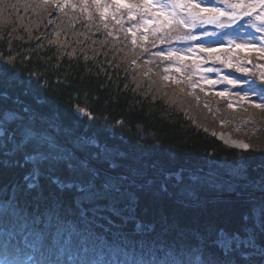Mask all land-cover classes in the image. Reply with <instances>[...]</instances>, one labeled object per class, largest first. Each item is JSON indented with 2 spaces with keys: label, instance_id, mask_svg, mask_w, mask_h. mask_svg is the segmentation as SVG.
<instances>
[{
  "label": "trees",
  "instance_id": "obj_1",
  "mask_svg": "<svg viewBox=\"0 0 264 264\" xmlns=\"http://www.w3.org/2000/svg\"><path fill=\"white\" fill-rule=\"evenodd\" d=\"M100 7L96 0H0V93L10 97L0 102L38 110L47 131L98 170V188L113 178L123 191L80 202L74 188L53 183L80 177L46 165L39 186L28 189L24 177L33 166L23 154L7 164L0 158V205L15 197L19 209L15 223L5 225L16 241L32 240L34 232L48 242L63 236L55 254L26 243L20 254L43 262L63 247L64 264H108L125 252L147 259L170 249L188 253L201 242L215 250L220 230L244 239L245 218L264 203V140L248 149L228 146L195 122L168 86L138 79L115 50L133 44L131 35L112 34L114 21L102 18ZM132 52L138 63L148 56ZM102 149L111 160L94 158ZM256 241L264 244V232L257 230Z\"/></svg>",
  "mask_w": 264,
  "mask_h": 264
},
{
  "label": "snow or ice",
  "instance_id": "obj_2",
  "mask_svg": "<svg viewBox=\"0 0 264 264\" xmlns=\"http://www.w3.org/2000/svg\"><path fill=\"white\" fill-rule=\"evenodd\" d=\"M96 6L100 7L98 0H96ZM112 6L117 10L127 9L130 20L135 18L134 13L138 14L144 26L155 22L156 27L152 28V32L153 34L163 32L164 35L159 37L161 41L166 36L168 43L198 42L186 49L169 48L167 52L159 51L154 55L162 59H172L175 63L182 64L184 56L180 54L181 52L190 55H195L197 52L207 53V57H200V59L205 62L212 59L214 64H221L241 74L238 77L233 73H228L219 81L236 89L232 95L239 97L237 103L242 101L255 108H264V72L257 73L243 66L244 64H251V60L237 59L233 63L231 55L222 58L218 54L221 51L228 52L229 49L235 52L237 49L245 47H252L254 51L264 54V39L254 36L251 32H244L245 27L250 26L256 32L264 33V11L257 13L248 25L238 24L236 28H232L233 24L243 20L244 17H252L257 9H264V0H141L139 3L134 2V0L133 2L113 0V5H104V12ZM104 12H101L102 18ZM204 25H214L221 31H205L202 34H194V29L202 28ZM131 28L135 29L137 25H132ZM165 29L168 31L165 32ZM225 29L229 30L225 31ZM204 37H211L212 39L204 40ZM238 39L240 42H237ZM224 41H227L226 47ZM258 42L260 43L259 48L255 47ZM132 43L135 44L136 41L133 40ZM214 45L218 47H214ZM193 66L198 68L199 64L194 61ZM255 67L262 66L256 65ZM207 71L219 74L220 69L209 67ZM216 82L208 81L210 84ZM228 91L230 90L226 88L224 92H220L218 95L224 96ZM0 98L6 101L10 97L7 92H3L0 93ZM228 107L232 108L233 104L229 103ZM46 123L48 122L45 117L36 109L27 106L8 107L5 103L0 102V158H5L4 162L7 164V158L23 154L24 160L33 166L32 171L24 177L25 181L28 182V189L39 186L41 166L46 165L51 172L62 167L80 177L77 181L67 183L57 177L53 178V183L61 191L74 188L79 194L78 200L80 202H89L96 198H114L123 194L118 179L108 178L98 188L96 185L99 176L98 170L78 156L75 147L70 148L58 137L48 132L44 126ZM48 126L51 127L52 125L48 124ZM97 147L99 146L97 145ZM244 147L247 148L248 146L244 145ZM94 158L111 160L112 155L108 153L107 149H102L94 154ZM193 179L198 178L193 177ZM14 199L15 197L0 205V246L3 248V258L0 259V264H21V261L12 254V249L19 250L20 243H26L35 251H41L42 255V250L45 247L50 253L55 254L56 245L59 239L63 238L61 233H58L51 242H48L42 232H34L32 240L25 239L21 242L16 241L15 234L10 228L5 227V225L14 224L19 216V209L14 203ZM245 219L249 222L246 227V237L241 239L239 234L220 230L215 234V239L212 242L215 250L206 247L201 242L197 243L188 253L182 249L180 251L170 249L163 252L162 255L152 253L151 257L147 259L143 254L139 257H133L125 252L122 258L114 257L108 264H264V244H259L256 241L257 230L264 232V203H261L258 208L254 206ZM195 238L199 240V234ZM71 242V235H69L65 243L71 244ZM83 251L87 252L88 248L85 246ZM64 252L65 249L61 247L59 249L60 256ZM60 256L55 258L50 256L43 262L36 261L32 256H29L28 259L31 264H64ZM71 259L72 257L69 256V260ZM91 264H98V262L92 261Z\"/></svg>",
  "mask_w": 264,
  "mask_h": 264
},
{
  "label": "rangeland",
  "instance_id": "obj_3",
  "mask_svg": "<svg viewBox=\"0 0 264 264\" xmlns=\"http://www.w3.org/2000/svg\"><path fill=\"white\" fill-rule=\"evenodd\" d=\"M124 2H133V0H124ZM134 2L139 3L141 0H134ZM104 5L103 3L101 4V12H104ZM261 11H264V9H257L252 17H244L243 21L239 24L248 25L249 21ZM105 13L114 21L115 26L111 28L113 30H111L112 34L116 30H122L130 33L132 35V41H136L135 44L127 45L128 47L124 49L116 46L115 50L124 59L129 61L132 69L137 73L138 79H145L155 86L160 84L159 88L168 86L173 93L172 97H174L177 103H180V105L188 110L192 118L195 119V122L203 126V129L208 130L228 146L238 149H248L251 144H258L264 140V108H255L251 104H245L242 101L237 103L239 97L232 95L236 89H233L231 85L219 82L228 73H233L238 77L241 76L240 73H236L234 69L226 68L221 64H214L212 59H208L206 62L201 60L200 57H207V53L197 52L195 55H190L186 52H181L180 54L184 56L182 64H177L172 59H162L154 54L159 51L167 52L169 48L177 50L186 49L198 42L191 41L187 44L179 42L168 43L166 36L161 41L159 37L164 35V33L157 32L153 34L152 32V28L156 27L155 22L144 26L140 16L135 13V18L130 20L127 9L122 8L117 10L115 8H108L104 12V15ZM132 25H137V28H131ZM164 31L167 32L168 29ZM181 31H184V29H181ZM205 31L219 32L221 30L202 28L194 30V34H202ZM244 32H251L254 36L264 39V33H258L250 26H246ZM117 38H119L118 34ZM203 39L211 40L212 38L204 37ZM237 42H240L239 39ZM224 46H227V41H224ZM214 47L218 46L214 45ZM255 47L259 48L260 43H256ZM138 48L141 52L145 50L148 55L142 56L143 63H138L137 59L132 55V50H137ZM218 54H224L220 55L222 58L231 55L233 63L237 59L251 60V64H244L243 66L257 73L264 72V54L254 51L252 47L237 49L235 52L229 49L228 52L221 51ZM133 61L135 62L133 63ZM194 61L199 64L198 68H194ZM256 65H261L262 67H255ZM209 67L220 69L219 74L217 72H208L207 69ZM210 80L217 82L210 84L208 83ZM226 88L230 91L226 92L224 96L218 95V93L224 92ZM208 99L210 102L207 101ZM229 103L233 104L232 108L228 107ZM244 145L248 147L245 148ZM13 255L21 261V264L27 260L26 257H21L19 253ZM2 258L3 251H0V259Z\"/></svg>",
  "mask_w": 264,
  "mask_h": 264
},
{
  "label": "water",
  "instance_id": "obj_4",
  "mask_svg": "<svg viewBox=\"0 0 264 264\" xmlns=\"http://www.w3.org/2000/svg\"><path fill=\"white\" fill-rule=\"evenodd\" d=\"M237 22H238V21H237ZM237 22H236V23H237ZM233 25H234V24H233ZM233 25H232V26H233ZM204 26H213V27H215L214 25H204ZM204 26H203V27H204ZM197 28H201V27H197ZM197 28H196V29H197ZM231 196H232V195H228L227 197H231Z\"/></svg>",
  "mask_w": 264,
  "mask_h": 264
}]
</instances>
